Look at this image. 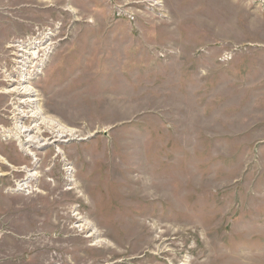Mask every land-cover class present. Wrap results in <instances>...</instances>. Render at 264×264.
I'll list each match as a JSON object with an SVG mask.
<instances>
[{
    "label": "rangeland",
    "instance_id": "rangeland-1",
    "mask_svg": "<svg viewBox=\"0 0 264 264\" xmlns=\"http://www.w3.org/2000/svg\"><path fill=\"white\" fill-rule=\"evenodd\" d=\"M0 160V264H264V0H0Z\"/></svg>",
    "mask_w": 264,
    "mask_h": 264
},
{
    "label": "bare ground",
    "instance_id": "bare-ground-1",
    "mask_svg": "<svg viewBox=\"0 0 264 264\" xmlns=\"http://www.w3.org/2000/svg\"><path fill=\"white\" fill-rule=\"evenodd\" d=\"M15 47H20L21 48V46H19V45H15ZM13 48V47H12ZM38 49V48H37ZM21 49H19L18 51H19V53L21 54V55H18V58L20 57V59H22L23 61H25L26 62V64H31V63H33V62H36V60H38V58L40 57V55L38 54V52H28V51H20ZM17 61V60H16ZM20 61H17V63H19ZM36 66H38V68H40V67H42V64L41 65H37L36 64ZM27 81L28 80V78H25L24 79V81ZM10 81H14V80H10ZM25 81V82H26ZM6 92H8V93H13V94H15L16 96L17 95H25V94H30V95H32V89L28 86V85H25L24 87H22V88H10L8 91H6ZM19 100V99H18ZM36 102V100H34L33 98H31V97H24V99H20L19 100V104L20 105H22V107H23V110H24V108L26 109L24 112H22V111H20L19 112V115H20V117L22 118V117H26V118H29V119H35L36 121H35V124H33L32 126H30V127H18V129H19V131H20V133H23L25 136H26V138H27V143H29L30 144V147L31 146H35L36 145V147H34V148H38V147H40V142L42 141L41 139H39V138H37V137H34V136H31V134H33V133H38L39 132V126L40 125H42V121H43V119L41 118V116H40V112L38 111V110H36V108H34V109H32V110H29V109H31V105L33 104V103H35ZM22 107H20V108H22ZM29 110V111H28ZM27 111V112H26ZM18 112V111H17ZM23 113H27V116L26 115H23ZM17 121H19V119H17ZM38 121H40L39 123H38ZM36 130V131H35ZM59 131H62V130H58V132ZM59 134V133H58ZM65 133H63V132H61L60 133V135L58 136L60 139L61 138H66V136L64 135ZM38 135V134H37ZM61 141V140H60ZM46 143H42V145H45ZM48 144V143H47ZM26 150H28V149H26ZM29 153V152H28ZM29 155L31 156V154L29 153ZM1 161V160H0ZM22 186H25V185H22ZM24 189V188H23ZM85 228V227H84ZM92 236V235H91Z\"/></svg>",
    "mask_w": 264,
    "mask_h": 264
}]
</instances>
